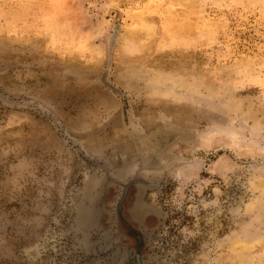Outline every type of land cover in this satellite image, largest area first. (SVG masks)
<instances>
[{
	"label": "rangeland",
	"instance_id": "374dc122",
	"mask_svg": "<svg viewBox=\"0 0 264 264\" xmlns=\"http://www.w3.org/2000/svg\"><path fill=\"white\" fill-rule=\"evenodd\" d=\"M0 264H264V0H0Z\"/></svg>",
	"mask_w": 264,
	"mask_h": 264
},
{
	"label": "flooded vegetation",
	"instance_id": "af4514ba",
	"mask_svg": "<svg viewBox=\"0 0 264 264\" xmlns=\"http://www.w3.org/2000/svg\"><path fill=\"white\" fill-rule=\"evenodd\" d=\"M133 184H141V181L140 180H136V181H134L133 182ZM131 216H132V218L133 217H135V219L138 217V213H137V211L136 210H132V212H131ZM137 222V221H136ZM138 223V222H137ZM121 227H123V225L121 226ZM137 228V227H136ZM136 233H137V235H138V237H139V235L141 234L140 233V231L137 229V231H136ZM110 236V235H109ZM111 238H113V236H111Z\"/></svg>",
	"mask_w": 264,
	"mask_h": 264
},
{
	"label": "water",
	"instance_id": "95a60500",
	"mask_svg": "<svg viewBox=\"0 0 264 264\" xmlns=\"http://www.w3.org/2000/svg\"><path fill=\"white\" fill-rule=\"evenodd\" d=\"M83 216H84V215H83ZM87 217L89 218V215H87ZM96 226H97V224H96V225H94V224H93V225L90 224V226L87 225V227H86V233L89 232V231H91V230H92L93 228H95Z\"/></svg>",
	"mask_w": 264,
	"mask_h": 264
},
{
	"label": "bare ground",
	"instance_id": "6f19581e",
	"mask_svg": "<svg viewBox=\"0 0 264 264\" xmlns=\"http://www.w3.org/2000/svg\"><path fill=\"white\" fill-rule=\"evenodd\" d=\"M94 189V188H93ZM83 219V218H82ZM80 224V223H79ZM83 224H85V223H83ZM87 224V223H86ZM101 239H99V241H100ZM256 242V241H255ZM247 245V244H246ZM89 253V252H88Z\"/></svg>",
	"mask_w": 264,
	"mask_h": 264
}]
</instances>
